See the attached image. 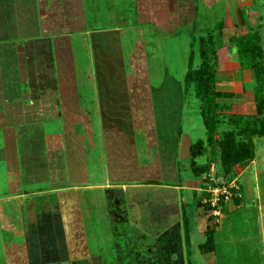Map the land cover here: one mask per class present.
<instances>
[{"label": "crops", "instance_id": "obj_1", "mask_svg": "<svg viewBox=\"0 0 264 264\" xmlns=\"http://www.w3.org/2000/svg\"><path fill=\"white\" fill-rule=\"evenodd\" d=\"M53 1L61 2L0 0V228L5 232L0 234V264H113L117 247L128 243L130 225L124 223L126 237L120 238L117 225L123 222L117 213H112L116 218L108 225L105 238L104 233L92 231L90 235L85 208H89L88 196L99 198L90 192L102 190L106 196L100 201L105 199L114 209L122 203V194L138 196L142 193L134 188H147L149 198L153 195L154 200L160 199L167 210L170 193H177L175 199H180L183 186L153 183L152 163L141 160L131 119L136 103L130 88L131 73L124 67L121 28L85 33L88 19L84 1L64 0L75 3L61 8L55 7ZM178 9L172 13L174 18L179 17ZM43 16L46 24L41 22ZM165 18H158L157 23L165 22ZM150 26L156 31L162 29ZM66 36H83L87 41L89 57L83 72L77 65L74 45L62 39ZM147 47L145 41V58L138 57L137 63L146 61L150 83ZM220 54L218 50L219 64L228 58ZM238 68L236 75L245 78L251 70L241 69L240 63ZM229 92L239 95L238 90ZM98 133L100 149L97 148L102 157L96 166L104 178L94 182L89 169L93 153L88 152V146L96 147ZM242 201L236 208L229 205L228 211L237 212L244 206ZM260 210L263 223V204ZM105 215L109 218V214ZM154 217L155 212H151ZM150 223L147 228L152 236L139 235L140 240L151 242L149 249L130 251L132 258L137 256V264H171L168 256L188 264L184 218L174 223L162 216ZM155 230L163 233L153 235ZM189 234L191 238L190 229ZM261 234L262 243L248 244L245 256L252 257L257 251L264 264V232ZM227 240L233 247L232 240ZM204 254H211L210 260L216 263L215 249L210 246ZM245 264L251 263L247 259Z\"/></svg>", "mask_w": 264, "mask_h": 264}, {"label": "rangeland", "instance_id": "obj_2", "mask_svg": "<svg viewBox=\"0 0 264 264\" xmlns=\"http://www.w3.org/2000/svg\"><path fill=\"white\" fill-rule=\"evenodd\" d=\"M83 1L88 19V26L84 29L85 33L98 31V29L106 30L115 26H119L122 30L126 52L124 67L131 73L130 88L136 103L131 119H133L132 122L137 132L141 160L152 163L154 178H151L150 181L153 183L164 182L168 185L178 183L183 186L180 191V199L178 197L177 200L175 199L177 193L175 195L170 193L167 210L166 206L159 202L160 199L154 200L153 195V200L149 198V189L137 187L138 185L134 186L137 187L134 189L142 194L137 196L132 193H121L122 203L114 209L109 207V202L105 199L100 201L102 197L106 196L102 190L91 191L93 197L98 196L99 198L88 196L87 206L89 208H85V217L89 222V234L91 235L92 231L104 233L105 238L108 225L112 224V219L116 218L112 213H117L123 222V224L117 225V230L121 234L118 236L126 237L127 225L124 223L127 222L130 225V235L127 244L125 242L124 246L117 247L115 261L113 262V257L111 261L113 264H137V256L136 259L132 258L130 251L137 253L139 247L141 251L149 249L151 242L146 239L140 240L139 235L152 236V232L147 227L151 225L150 221L153 219L151 212L153 211L148 206L158 205L159 209L154 208L155 215L158 212V215L161 218L163 216L167 222L176 223L181 217L187 215L191 233V238H187L185 229V256L188 264H191L192 261L194 264H224V262L227 264V261H230V264H245L247 259L251 264H262L261 255L256 253L258 248L255 245L262 243L261 233L264 232V228H262L264 222H260L262 219L260 209L262 204L264 205V136L252 138L255 147L254 160L235 166L229 174H224L221 171L218 147L208 146L203 156L197 160L200 164H209V170L200 178L196 177L191 167L190 146L199 138H205L207 128L202 112L203 103L197 97L195 83L187 84V77L191 71L200 69L202 66L203 39L208 41L210 30L221 26L214 33V38L217 49L222 52L220 55L228 58L223 59L220 64L217 61L216 90L229 92L234 89L238 90L239 95L236 98L218 99L225 110L216 119V129L219 132L234 130L239 141H246L247 137L240 133L238 128V124L241 123L244 116L264 118V1L250 0L252 4L248 5L247 0ZM53 3L55 7L61 8L63 5L75 2L61 0V2L53 1ZM241 3L242 6H240ZM177 9L179 17L174 18L172 13ZM55 10L61 14L60 9L55 8ZM157 13L160 14V17L156 16ZM163 16L166 17L165 22L160 20V23H157L158 18ZM25 18L31 21L27 16ZM41 22L47 23L44 16L41 17ZM152 24H155L156 27L161 26L166 33L162 32V29L156 31L153 26H150ZM151 28L154 29V32ZM252 34L259 36L257 67L256 70L252 68L245 78V76L236 75V71L239 69L236 41L244 35L249 37ZM62 39L68 45H74L76 62L81 68L79 71L83 72L87 66L85 62L89 57L87 41L83 36H66ZM145 41L148 45L150 83L146 61L137 63L138 57L145 58L143 52ZM225 60H228L227 64ZM166 79H168L167 83L161 86ZM259 103L262 105L260 108ZM130 124L132 125V123ZM95 141L96 147L91 144H89L90 147L88 146V152L92 151L93 153L90 156L89 169L91 180L94 182L102 181L104 178L100 176V167L96 166L102 157L99 150L100 139ZM159 172L162 173L160 176ZM128 180L136 181L129 178ZM204 181H208L209 184L216 183L218 186L223 184L228 188L229 186L235 187L237 193L243 197L244 206L237 212L221 211L218 217L213 218L214 221L219 219L214 240L210 242L213 244L212 249H215L216 263L214 259L210 260L211 254H204L206 238L210 235L205 230L208 232V226L213 225L214 227L215 223L209 220L213 215L206 213L203 207L198 205L199 200L204 196L202 191L204 190ZM133 184L135 185V183ZM210 186L213 187L212 184ZM225 205L227 209L229 205L237 207L231 199ZM93 206L94 208H90ZM105 214H109V218ZM229 221H231L230 224ZM158 231H153L155 232L153 235L158 236L159 233H163V231ZM2 233L5 232L0 228V234ZM6 234L11 235L8 232ZM241 237L246 241L241 242ZM17 238L20 239V237ZM227 239L232 240L233 247L227 243ZM253 242H256L254 244L256 252L252 253V257L246 258L245 252L248 250V244ZM237 250L240 252L238 251V254L233 257ZM259 250L261 251V247ZM240 254L244 256H240ZM179 259L175 260V257L168 256V261L171 264H185L184 260L180 261Z\"/></svg>", "mask_w": 264, "mask_h": 264}, {"label": "trees", "instance_id": "obj_3", "mask_svg": "<svg viewBox=\"0 0 264 264\" xmlns=\"http://www.w3.org/2000/svg\"><path fill=\"white\" fill-rule=\"evenodd\" d=\"M221 26H217L215 30H210L209 39H203V51L202 57L203 62L200 69L191 71L187 77V84L194 82L197 91V97L203 103V116L206 122V136L205 138H199L190 146L191 152V167L193 168V172L196 177H201L209 170V164H200L198 162V158L203 156L206 148L208 146L215 145L219 150V165L221 171L224 174H229L235 166H238L241 163L246 161L254 160L255 158V147L253 144V137L256 136H264V118L260 119L257 116H244L243 120L240 124H238L239 132L243 133L245 137H247L246 141H239L237 133L234 130H226V131H218L216 129V119L218 115L225 110L224 106L218 101L219 98H236L237 94L234 92H218L216 90V66L218 49L216 47V41L214 38V33L216 30H219ZM238 48V57L241 69H255L256 70V58H257V45L259 44V36L258 34H252L249 37L245 35L236 41ZM260 105L259 103V108ZM262 110V109H261ZM203 188L204 198L211 199L212 195L210 192L206 191L208 186L211 184L213 187H224L218 186L216 183L209 184L208 181H204ZM229 190L232 193L231 200L236 205L240 204L243 200V197L237 193L235 187H229ZM203 199H200L198 205L203 207L206 213H211L214 206L212 203H204ZM225 196H221L219 205L217 208H221L222 212L228 211L226 205ZM212 215V214H210ZM184 217V225L186 229V237L190 238L189 227H188V218L187 215ZM215 216H210L209 220L215 222L214 227L209 226L208 232L209 240L204 245L205 250H207L210 246L212 247L215 230L217 225H219L218 220H213ZM210 245V246H209Z\"/></svg>", "mask_w": 264, "mask_h": 264}, {"label": "built area", "instance_id": "obj_4", "mask_svg": "<svg viewBox=\"0 0 264 264\" xmlns=\"http://www.w3.org/2000/svg\"><path fill=\"white\" fill-rule=\"evenodd\" d=\"M214 180V178H212ZM230 187V186H229ZM206 191L210 192L212 195V198L208 200V198H204L203 202L204 203H212V205L214 206L213 210L211 211V214L214 216H219L221 213V208H217L216 206L219 205V201L221 196H225V200L226 202L231 198L232 193L229 190V188L227 186L224 187H212V186H208V188L206 189ZM219 222V220H218Z\"/></svg>", "mask_w": 264, "mask_h": 264}, {"label": "flooded vegetation", "instance_id": "obj_5", "mask_svg": "<svg viewBox=\"0 0 264 264\" xmlns=\"http://www.w3.org/2000/svg\"><path fill=\"white\" fill-rule=\"evenodd\" d=\"M160 201H161V200H160ZM160 201H159V202H160ZM146 203H147V202H146ZM146 205H148V204H146ZM148 208H151V210H152L153 212H155V211H154V208L159 209V206H158V205H155L154 207H151V205H149ZM160 218H161V216L158 215V212H157V215H155L154 219H152V220H159Z\"/></svg>", "mask_w": 264, "mask_h": 264}]
</instances>
